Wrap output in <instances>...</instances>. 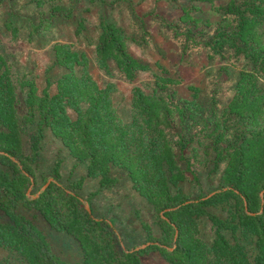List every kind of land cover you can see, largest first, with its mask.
<instances>
[{"label":"trees","instance_id":"16d2710c","mask_svg":"<svg viewBox=\"0 0 264 264\" xmlns=\"http://www.w3.org/2000/svg\"><path fill=\"white\" fill-rule=\"evenodd\" d=\"M54 8L51 18L32 26L35 33L56 16L72 17ZM184 20L202 19L186 12ZM263 26L264 0H240L207 42L211 55L228 47L253 63L227 106L219 110L216 98L208 104L197 95L175 100L166 89L176 81L161 76L151 92L133 88L131 118L115 103L114 85L101 86L87 55L70 44L55 45L50 69L63 72L48 77L42 92L33 81L16 84L0 49V246L18 264H147L144 255L151 251L171 264H264ZM127 50L122 28L103 22L95 50L99 67L111 73L114 63L134 80L149 66ZM49 135L86 164V176L98 177L100 188L117 183L115 168L125 170L154 206L161 233L150 231L146 247H125L115 222L96 217L76 192L86 176L64 184L62 158L50 169V184L38 195L29 193L42 175ZM200 155L211 172L225 165L218 188L193 198L183 183L199 181L194 166ZM25 210L40 211L56 230L76 236L84 259H60ZM205 223L213 233L209 240L202 234Z\"/></svg>","mask_w":264,"mask_h":264},{"label":"rangeland","instance_id":"374dc122","mask_svg":"<svg viewBox=\"0 0 264 264\" xmlns=\"http://www.w3.org/2000/svg\"><path fill=\"white\" fill-rule=\"evenodd\" d=\"M239 1L0 0V49L10 64L16 84L19 85L20 79L33 81L42 92L47 87L48 77L54 80L63 72L59 67L50 69L55 45L70 44L76 51L87 55L90 72L101 86L114 85L115 103L126 118H131L133 88L138 85L151 92L156 79L161 76L176 81L166 89L175 100L197 95L210 104L214 97L220 110L234 97L241 73L253 69V63L247 57L236 56L231 48L224 47L222 53L211 55L207 43L214 36L219 22L224 20L228 7ZM55 6L71 11L72 17L56 16L35 33L32 26L51 18ZM186 12L193 18H201V22L184 20ZM105 21L122 28L127 51L149 66L147 70L138 71L134 80L121 74L114 63L111 73L98 65L95 50ZM262 30L264 32V26ZM259 83L264 87V77ZM18 91L23 95L20 88ZM45 155L46 162L40 169L42 175L28 190L33 195L40 194L50 184V169L58 158L63 160L64 184L75 183L87 174L86 164L78 163L53 135H49L46 141ZM203 158L200 155L194 166L199 181L188 179L183 183L193 198L217 189L224 169L225 163H222L218 170L211 172L212 164L204 162ZM113 175L117 176V183L105 188H100L98 177L86 176L76 192L85 205L93 207L96 217L115 222L125 247L148 244L146 237L150 231L154 235L161 233L154 206L136 190L125 170L115 168ZM25 214L60 259L68 263L84 259V249L76 236L56 230L38 210H25ZM202 234L208 240L213 237L207 223L202 225ZM144 260L147 264H171L158 251L147 253ZM0 264L18 262L0 246Z\"/></svg>","mask_w":264,"mask_h":264},{"label":"water","instance_id":"95a60500","mask_svg":"<svg viewBox=\"0 0 264 264\" xmlns=\"http://www.w3.org/2000/svg\"><path fill=\"white\" fill-rule=\"evenodd\" d=\"M45 188H46V186L43 188V190H44ZM86 206H87V209H88L89 211H91V207H90V205L87 204ZM150 243H152V242H150ZM146 245H147V244H145V245H143V246H140V247H136V249H139V248H141V247H146Z\"/></svg>","mask_w":264,"mask_h":264}]
</instances>
